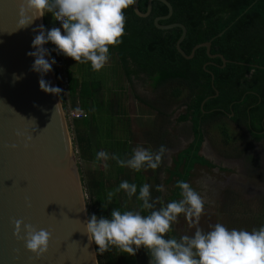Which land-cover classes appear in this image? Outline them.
<instances>
[{
	"label": "trees",
	"instance_id": "obj_1",
	"mask_svg": "<svg viewBox=\"0 0 264 264\" xmlns=\"http://www.w3.org/2000/svg\"><path fill=\"white\" fill-rule=\"evenodd\" d=\"M168 1L173 7V15L167 20L160 21V24H183L186 27L187 35L181 44L182 50L190 55L196 45L212 42V55L224 56L228 60L226 67L222 68L223 61L220 57H209L207 48L198 49L193 59H186L177 49L182 29L177 27L164 30L155 25L158 17L167 16L169 13L168 7L160 1L153 2L152 12L146 18L135 13L134 4L130 6L124 13L126 25L122 43L109 50L119 53L124 74L128 79L145 76L153 81L156 90H161L170 83L188 90V96L183 102L187 111L180 120L190 121L194 140L174 160L175 170L171 175L172 179L174 177L176 198L180 196V190L176 187L177 182H187L195 164L207 163L199 155L205 140V127L220 123L226 118L253 139H264V0ZM148 2L149 0H140L141 12H147ZM47 16L52 14L44 16V28L50 30V25L46 21ZM48 46H51V42ZM52 59L55 58L52 56ZM82 65L65 57L62 67L59 66L63 68L68 80V94H61V100L64 111L72 110L85 116L83 119L87 125L84 126L86 130L83 131L77 126L75 128L78 156L80 160L96 167L99 181L96 188L97 197L92 201L93 214L110 218L113 208L121 212L127 209L117 200H112L107 209L103 207V204L107 203L105 181L109 177H104L105 169L102 164L94 162V159L96 153L101 150L109 154H118L123 158L126 151H131L130 132L124 129L127 130L128 136L120 139L114 136L113 128L104 126L108 125L105 120L113 117L112 106L99 99L102 85L98 80L90 73H88L90 76L80 78L79 71ZM55 75L57 79L61 76L58 68ZM181 94L180 88L173 90L176 98ZM139 100L146 103L141 98ZM96 103L102 104L101 112L95 108ZM157 111L160 113V110ZM97 112L100 127L94 124ZM103 116L105 120H102ZM100 133H103L102 138L105 140L103 142L96 140V135L101 136ZM223 133L226 135L227 130H223ZM162 144L168 146L166 143ZM111 162L114 161L109 160L108 164H112ZM84 185L86 190L92 187L89 182H84ZM140 186L142 185L137 187V195ZM143 213L147 215L148 210H143ZM116 250L118 249L112 248L103 255L110 256ZM120 254L122 264H140L137 253L135 256H129L120 251ZM98 255L99 263L104 264L101 260L102 255L99 253Z\"/></svg>",
	"mask_w": 264,
	"mask_h": 264
},
{
	"label": "water",
	"instance_id": "obj_2",
	"mask_svg": "<svg viewBox=\"0 0 264 264\" xmlns=\"http://www.w3.org/2000/svg\"><path fill=\"white\" fill-rule=\"evenodd\" d=\"M154 1L169 9L155 25L164 30L182 29L177 49L186 59L207 48L209 57H220L222 68L226 67L224 56L212 55V42L196 45L190 55L182 50L186 27L160 24L173 15L168 0H150L145 13L139 10L140 0H135V13L142 18L150 16ZM22 3L0 0V264H100L95 244L89 245L83 234L81 222L89 217L86 195L61 97L41 91L40 74L31 70L35 58L27 55L35 51L32 41L39 33L33 29L43 24V18L19 28ZM32 18L33 14L26 12L25 19ZM44 47L47 49V44ZM46 59L51 61L49 55ZM13 74L22 78L14 83ZM43 78L58 87L53 68ZM14 220L52 234L45 256L37 259L24 241L14 236Z\"/></svg>",
	"mask_w": 264,
	"mask_h": 264
},
{
	"label": "clouds",
	"instance_id": "obj_3",
	"mask_svg": "<svg viewBox=\"0 0 264 264\" xmlns=\"http://www.w3.org/2000/svg\"><path fill=\"white\" fill-rule=\"evenodd\" d=\"M134 3L135 0H23L18 23L22 26L19 28L27 27L33 20L49 13L62 26L46 30L41 24L38 29H33L39 34L32 41L35 51L27 55L35 58L31 70L40 74L41 91L55 96H60L63 91L43 78L56 63L55 59H46L49 52L45 44L51 42L58 54L71 58L76 64L90 63L93 71H100L110 60L109 49L122 43L126 25L124 13ZM26 12L33 14L31 20L25 19ZM21 78L13 74L14 83ZM11 147L14 149L15 145ZM168 152L164 145L156 151L138 145L130 158L123 159L118 154L101 150L96 153L95 161L102 164L105 170L109 168L108 161L113 160L119 167L135 172L142 169L155 171L162 166ZM176 187L180 190L181 199L165 205L159 196L153 199L148 183L139 187L137 195L135 183L122 181L116 189L107 193V203L103 207L107 209L113 197L123 191L129 199L135 196L141 201V209L148 210V214L131 210L121 212L113 208L110 218L90 215L81 222L89 245L94 243L96 253L100 255L116 248L135 256L143 248L149 254V264H264V226L251 231L229 230L216 223L210 226L209 231H204L198 225L204 214L205 198L187 182L178 181ZM164 191L163 185L156 186L157 193ZM181 215L189 226L195 227L194 234L169 237ZM12 223L14 236L24 241L28 252L37 259L47 254L52 239L49 231L37 230L22 220Z\"/></svg>",
	"mask_w": 264,
	"mask_h": 264
},
{
	"label": "rangeland",
	"instance_id": "obj_4",
	"mask_svg": "<svg viewBox=\"0 0 264 264\" xmlns=\"http://www.w3.org/2000/svg\"><path fill=\"white\" fill-rule=\"evenodd\" d=\"M44 18V17H43ZM43 20V19H42ZM46 21L48 25H51L53 23V17L47 16ZM112 66H115L114 64H106V66L100 70V71H93L91 68L90 63L83 64L79 71L80 78H85L86 75L90 76L88 73L91 72V76L99 81V84L102 85V92L99 94V99L104 101L106 100V103L108 106H110L111 103H114L116 100H118V103L120 104L121 110H127V115H131V121L129 123L131 130L135 131L138 139H133V148H136L138 145L145 147V148H151L153 150V145L148 140L143 139V132L149 131L150 134H154L158 137L159 132L162 130L167 131L169 133V128H172V120L177 122V125L173 128V131L175 133L180 132L181 134L187 135L186 141L181 144V142L172 140L171 143L173 145L174 152L170 157L175 158L177 153L183 150H186L192 142L193 134L191 132V124L190 122H183L180 120L181 116L184 115L187 111L186 106L183 104L185 99L188 96V90L186 88H183L182 86H178V84L170 83L166 87L162 88L161 90H156L153 88V83L151 82V85H147L146 81L149 80L147 77H140V78H130L128 79L125 75H116L114 69ZM53 71L58 68V65L55 63L53 66ZM112 74V75H111ZM63 78V77H61ZM92 78V79H93ZM66 85L67 83L62 79H57V85L59 88L62 87V85ZM151 89V95L145 92V89ZM176 88H180L182 91V94L179 98H176L173 95V90ZM147 89V90H148ZM61 94H68V90L66 88L65 93ZM60 94V97H61ZM135 95L140 96L144 99H146L149 104H151V108H146L142 105L141 102L137 101L135 99ZM131 96H133L135 99V103H130ZM128 98V99H127ZM105 102V101H104ZM158 102H161L160 104ZM164 104V105H163ZM63 105V104H62ZM115 105V104H114ZM119 106V105H118ZM111 107V106H110ZM96 109H99L100 112L103 110V106L101 103H96L95 106ZM154 110H160V113L158 111ZM72 110H69L68 112L65 111L66 114V121L68 125V129L70 132V137L72 139L73 145L75 147V150L77 152V163L80 171V176L82 179V182H89L91 183L92 187L89 190H86L84 182V192L86 195V206L88 211V216L93 214L92 210V201L95 200L97 197V183H98V175L96 173V167H94L93 164H87L83 160H80L78 154V147H77V140H76V133L75 128L76 126L85 131L87 126L85 123V120H82V117L78 118L77 121L69 118V114H72ZM149 112V113H147ZM164 113L166 122L164 126L161 128L162 119ZM99 113H96V118L94 124L98 127L101 126V122L98 118ZM81 119V120H80ZM102 120H105V117H102ZM111 120V122H110ZM107 120V126L110 127L115 122L113 118L111 117ZM162 129V130H161ZM227 130V134L225 135L223 133V130ZM101 137L103 136V133H100ZM144 137V136H143ZM169 137H171V133H169ZM113 140V139H111ZM227 140H229L227 142ZM246 136L244 132L240 131V129L230 120L224 118L222 122L211 124L208 127H205V148L210 146L215 152L219 155L220 158L227 159L228 162L219 161V164L215 165L219 167L225 175L231 174L232 177H236L240 180V185L236 188L229 187L226 189V192L221 195L222 203L216 206L217 208L213 210V212H207L203 214L200 218L199 227L202 228L204 231H209L210 226L215 225L216 223H221L225 227H227L229 230L231 229H243L251 231L253 229H259L260 227L264 226L263 216H264V176L255 174H250L249 176H243L245 175L244 172L240 171L239 165L242 164L243 156L240 153V149L242 148V145H245L246 142ZM247 143V142H246ZM128 153V152H127ZM252 153L255 155H258L261 157L264 161V142L262 141L260 144H257V148H254L252 150ZM200 155V153H199ZM131 155H125L123 159L130 158ZM169 157V164L165 168L163 172V177L159 175H155L159 182L162 183V185L165 188L166 193V201L164 204L166 205L168 202L169 196L173 193L174 190V183L169 181L171 174L174 173L173 169H175L173 161H171ZM205 160L206 157L202 156ZM208 159L214 162L212 157L207 156ZM250 159H245L244 163L247 166V163H249ZM95 162V159H94ZM230 162L237 163V165H231ZM115 163L116 162H111ZM239 164V165H238ZM128 168H121L117 164L111 166L108 168L105 173L104 177L108 176L109 178L105 181V186L107 189V192L113 191V188L116 189L118 187L117 182L112 183L110 179L117 177V175H121V182L127 180L129 183H135L137 187L139 185H143L146 182V178L141 177L140 173H138V182H133L134 180V170L129 171L130 176H128ZM148 172V175L150 176V179H147V183L151 185V188L154 184V175L153 177L152 172L150 169L146 170V173ZM192 172V170H191ZM260 172H264V170H260ZM127 177L123 176L126 175ZM162 173V172H161ZM222 173V172H221ZM200 172L193 171L191 173V185L195 184L194 181H196L200 177ZM140 175V176H139ZM217 180L223 181L221 175L219 173H216ZM243 177V179H241ZM213 178V177H212ZM145 179V181H144ZM216 179V178H213ZM174 181V177L172 179ZM173 189V190H172ZM112 200H119L123 202L127 207L128 210L131 211H140V204L137 203L135 196L129 199L126 195V193L123 192V194H116ZM140 205V206H139ZM217 205V203H216ZM205 210H211L210 208ZM181 225V223H180ZM180 225H176L177 228H180ZM174 230V228H173ZM176 231V229H175ZM195 231V227H190L189 224H186V230L185 232H178L180 236L182 235H193ZM98 259L99 255H98ZM137 259L140 264H149V257L148 253L145 249L141 248L137 252ZM101 260H103L104 264H122V258L120 254V250L113 251L112 255H102Z\"/></svg>",
	"mask_w": 264,
	"mask_h": 264
},
{
	"label": "flooded vegetation",
	"instance_id": "obj_5",
	"mask_svg": "<svg viewBox=\"0 0 264 264\" xmlns=\"http://www.w3.org/2000/svg\"><path fill=\"white\" fill-rule=\"evenodd\" d=\"M213 7L215 8L214 5H213ZM230 13H232V12H230ZM217 95H218V93H217ZM144 101H146V103H144L142 101H140V102L142 103V105L144 107L148 106L149 105L148 103H150V102H148L146 99ZM113 109L116 110L117 112H119L120 116L122 117L120 122H119V125H116L114 123L111 126V128L114 129V132H113V134H115L114 136H117L118 138L121 139L122 137L125 138V136H128L127 130L124 131V129H128V131L130 132V138L131 139H130L129 147L131 148V151H128V153L126 151L123 154V158H124L125 155H132V152H133V149H134L133 148V143H132L133 142L132 137H134V139H136V140L138 139V137H137L135 131L131 130V127L129 125V122L131 121L130 120L131 119V115H127V113H128L127 110H123V109L121 110L120 104L118 103V100L115 101V105L113 104ZM112 112H114V111H112ZM163 116L164 117L162 119L161 128H162V126H164V124L166 122L165 115H163ZM187 122H190V121H186L185 123H187ZM175 125H177V122L174 121V119H173L172 120V124H171L172 128H169V133H171V137H169V133L167 131H164L162 129H161L162 131L159 132L158 137L156 135H154V134H150L151 132L149 133V131H145V132L142 133L143 136H144V137L142 136V138L146 139L150 143H152L153 151H156V149H159V146L164 145V144H162V142L168 144L167 148H168L169 152H168V155L164 158L162 166L159 169L155 170V171L150 169L151 172H152L151 176L153 177V175H154V180H155L154 184H153V186L151 188V194H152V196L155 195L153 199H155L157 196H159L163 203L166 201V193H165V191L163 193H157L156 192V186L157 185H162V183L159 182L157 177L159 175H161V177H163V172H164L165 168L167 167V165L169 164V162H168L169 161V157L174 152L173 145L171 143V138H172V140H175V142L176 141L181 142V144H183L186 141V138H187V135H185L184 133L183 134H181L180 132L175 133L173 131V128L175 127ZM240 131H242V133L244 132V134L246 136V140L245 141L247 142V143L245 142L244 143L245 145H242V148L240 149V153L243 156L242 164L241 163H240V165L238 164L240 171L244 172L245 175H243V176H249L250 174H255V173H257L258 175L264 176V172H262V173L260 172V170H264V161H263V159L261 157H259L258 155H255V154L252 153V150L254 148H257V144H260L262 141L264 142V139L255 140V139H253L251 137V135L246 134V132L244 130H240ZM193 140H194V137L192 139V142H193ZM204 142H205V140H204ZM204 142H203L202 147H201L199 152H201L200 156L206 157L207 163H197L199 165L198 166L199 168L197 170L201 174H200V177L196 181H194L195 184H193V185L190 184V185L194 188V190L199 192L205 198V209H208V208L211 209V210H204V214H205L207 212H211V211L213 212V210L217 208L216 206H218L219 204L222 203L221 195L224 194V192H226V189L229 188V187H233V188L238 187L240 185V180L238 178H236V177H232L231 174L225 175L223 172H226V171H222L219 167L216 166V165L219 164V161H224V162H228V161H227V159L220 158L219 155L215 152V150L210 148V146L205 148V143ZM180 152H178L177 155ZM207 156L212 157L214 162L211 161L210 159H208ZM245 159H250L251 160L249 163H247V166L245 165L246 163H244ZM216 162H218V163H216ZM215 163H216V165H215ZM230 163H231V165L232 164L233 165H237V163H233V162H230ZM173 164H174V161H173ZM111 165H116V164L115 163L109 164V168L111 167ZM174 170L175 169H173V171ZM197 170H194V171H197ZM104 171H106V170H104ZM129 171H132V170L129 169ZM129 171L127 172L128 176H130ZM127 173H126V175H123V176L127 177ZM138 173H140L142 178H144V176H145V178H146V182L145 183H147V179H150V176L148 175V172L146 173V170H143V169L140 172H135L134 171V180H133V182H137ZM216 173H219L221 175L223 181H218L217 180ZM155 175H157V177ZM121 177H122L121 175H117V177H114V178L110 179V181L112 183H116L117 182V184L119 186V184L121 183ZM212 177L216 178V179H213ZM241 179H243V177H241ZM144 181H145V179H144ZM187 183H189L188 180H187ZM113 190H114V188H113ZM174 191H175V186H174L173 193L168 198V202H170L172 200H177L178 201L179 199H181L180 196L176 197V198L174 197ZM118 194H123V191L119 192ZM117 201H119V200H117ZM136 201H137L138 204H140V201H138L137 199H136ZM119 202L121 204L125 205L123 202H121V201H119ZM216 203H217V205H216ZM159 206L160 205L158 204L157 207H159ZM125 207L128 210V207L126 205H125ZM140 212L143 215L146 214V213L145 214L143 213V210L141 209V206H140ZM178 221H179L177 223L178 225H180V223H181L180 228H177L176 227L177 224H174L173 225L174 230L171 233H169L170 237H175L176 236L177 238H179L180 235L178 234V232H185L186 224L188 222L186 221V219L184 218L183 215L178 217ZM190 227H192V226H190ZM175 229H176V231H175Z\"/></svg>",
	"mask_w": 264,
	"mask_h": 264
},
{
	"label": "crops",
	"instance_id": "obj_6",
	"mask_svg": "<svg viewBox=\"0 0 264 264\" xmlns=\"http://www.w3.org/2000/svg\"><path fill=\"white\" fill-rule=\"evenodd\" d=\"M109 53H110V60H109V62L107 63V64H114L115 66H112V68L114 69L113 71H115V74L116 75H125L124 74V71H123V67H122V64H121V61H120V57H119V53L118 52H115V51H112V50H109ZM90 74H91V72H89ZM112 75V74H111ZM141 77H145V76H141ZM132 78H134V77H132ZM149 79V78H148ZM153 83V81H151L150 79L149 80H147L146 81V83H147V85L149 86V85H151L150 83ZM148 89V88H147ZM145 89V92L146 93H148V94H150L151 95V89ZM134 97L133 96H131V98L129 97V101H130V103H135V99L137 100V101H139V98H141V99H143V100H145L144 98H142V97H140V96H136L135 95V99H133ZM105 101V103H106V100H104ZM140 102V101H139ZM113 104H115V102L114 103H111V106H112V111H114V112H112V118H113V120L114 121H116L115 123H116V125H119V122H120V120H121V116H120V113L119 112H117L116 110H114L113 109ZM146 108L148 109V108H151V106H146ZM154 111H156L157 112V110H154ZM147 113H149V112H147ZM83 118H85V116H83L82 115V120H84ZM100 120V119H99ZM118 122V123H117ZM130 123V122H129ZM96 127H98L97 125H95ZM115 135V134H114ZM96 140L97 141H99V142H103V141H105L101 136H99V134H97L96 135ZM178 156V155H177ZM176 156V157H177ZM176 157L175 158H173V160H175L176 159ZM112 167H113V165H111ZM199 165L198 164H195V166H194V170H197L199 167H198ZM193 170V171H194ZM192 171V172H193ZM191 172V173H192ZM191 173H190V177H191ZM190 177H189V179H188V182L189 183H191L192 181H191V179H190ZM211 178V177H210ZM172 179V175H171V177H170V180L169 181H172L171 180ZM173 182V181H172Z\"/></svg>",
	"mask_w": 264,
	"mask_h": 264
},
{
	"label": "built area",
	"instance_id": "obj_7",
	"mask_svg": "<svg viewBox=\"0 0 264 264\" xmlns=\"http://www.w3.org/2000/svg\"><path fill=\"white\" fill-rule=\"evenodd\" d=\"M43 25H44V18H43ZM53 27L62 28L60 22L59 21H54V20H53V23L50 25V29L53 28ZM47 49H48V52H49L50 60H52V56H53V58H55V60H56V64L58 65V71L60 72V75H61L59 77V80L63 79L67 83L68 80L66 79L65 73L62 70L63 68L62 69L59 68V66L62 67L61 64L65 60L66 56H64L62 54H58L57 51H56L55 45H53L52 43H51L50 47L47 44ZM61 77H63V78H61ZM66 88H67V84L66 85L65 84L62 85L61 89L63 90L62 91L63 93H65ZM68 116H69V118L75 120V119H78V118L82 117V114L79 113V112H72V114L71 115L69 114Z\"/></svg>",
	"mask_w": 264,
	"mask_h": 264
}]
</instances>
